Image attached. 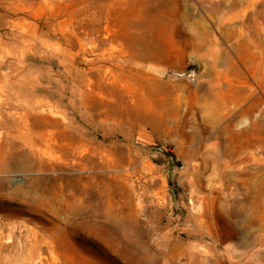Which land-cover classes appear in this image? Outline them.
<instances>
[{
    "label": "rangeland",
    "instance_id": "obj_1",
    "mask_svg": "<svg viewBox=\"0 0 264 264\" xmlns=\"http://www.w3.org/2000/svg\"><path fill=\"white\" fill-rule=\"evenodd\" d=\"M18 134L85 209L0 174V264H264V0H0L1 154Z\"/></svg>",
    "mask_w": 264,
    "mask_h": 264
},
{
    "label": "bare ground",
    "instance_id": "obj_2",
    "mask_svg": "<svg viewBox=\"0 0 264 264\" xmlns=\"http://www.w3.org/2000/svg\"><path fill=\"white\" fill-rule=\"evenodd\" d=\"M157 109L158 108H156L154 105L149 103L139 105L136 107L127 108V111H130L134 114L133 115L134 119L131 122L130 121L129 122L132 123L133 126H138V127L150 126L152 128H158L167 125L168 118L162 116H156L154 114L153 115L148 114V112L151 111L157 112ZM173 111L175 112V116L178 117L180 115V109L178 107H175ZM14 125L16 128H18V125L16 124ZM178 126L179 124L176 125L177 128ZM37 137L38 138L35 141V139L30 138L27 135L18 134L17 136H15L14 137L15 140L21 141L22 149L16 150L17 146L15 144L13 146V149H11L7 153V155H3L0 153V174L3 173L5 174L7 172H20V171H26L36 174L34 175V177H32L29 180L26 186L27 188L26 191H21L20 189H14L12 195L29 201L30 204L34 207L37 206L47 211H52L53 214L54 213H56V215L67 214L68 221L66 223L71 224L72 221H74L77 217L81 216L84 213L85 205L81 200L76 198H73L68 202H64L61 198H59L58 195L54 194L49 190L48 185L51 184L52 181L54 182L59 181V178L57 177L47 178L40 175L42 172L44 173V171L50 170L52 166L44 165V158L46 157L50 158L51 155L48 153L47 150L43 149L40 146L42 142L40 136L37 135ZM81 147L82 145H80V148L78 149H81ZM71 181L73 180L71 179ZM5 183H6V178H1L0 191L4 189ZM39 192L40 194H38ZM248 222L250 225H254L256 223L255 219L252 216L248 219Z\"/></svg>",
    "mask_w": 264,
    "mask_h": 264
},
{
    "label": "water",
    "instance_id": "obj_3",
    "mask_svg": "<svg viewBox=\"0 0 264 264\" xmlns=\"http://www.w3.org/2000/svg\"><path fill=\"white\" fill-rule=\"evenodd\" d=\"M201 64H203V63H200L201 69H203V67H202ZM217 163H218V161H217ZM202 164H203V176H204V180L205 181H208L211 178L209 171H210V168L212 166V162L210 161V156H209V153L208 152H205L203 154Z\"/></svg>",
    "mask_w": 264,
    "mask_h": 264
}]
</instances>
